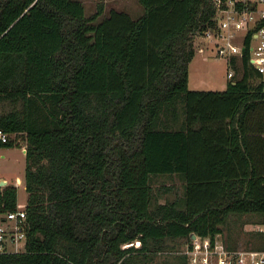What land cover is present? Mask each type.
I'll use <instances>...</instances> for the list:
<instances>
[{
  "label": "trees",
  "instance_id": "16d2710c",
  "mask_svg": "<svg viewBox=\"0 0 264 264\" xmlns=\"http://www.w3.org/2000/svg\"><path fill=\"white\" fill-rule=\"evenodd\" d=\"M139 1L137 17L111 7L99 19L103 0L89 14L83 0H0V101L12 103L0 127L26 138L28 190L26 249L0 264H153L169 238L264 212L260 73L244 53L226 87H190L214 1ZM159 173L178 174L183 193L159 199ZM17 199L15 182L0 184V208Z\"/></svg>",
  "mask_w": 264,
  "mask_h": 264
},
{
  "label": "built area",
  "instance_id": "2783aa9c",
  "mask_svg": "<svg viewBox=\"0 0 264 264\" xmlns=\"http://www.w3.org/2000/svg\"><path fill=\"white\" fill-rule=\"evenodd\" d=\"M213 1L216 5L214 22L196 35L204 34L216 45L218 54L228 57L231 63L228 75L231 78L240 70L242 55L247 53L249 61L264 81V0ZM234 55L237 57L236 64L232 60ZM14 135L16 136L15 131L8 132L0 127V140L6 141ZM23 147L26 151L25 144ZM27 238L26 205L0 208V252L26 249ZM136 243H140V240L137 239ZM182 251L188 254L192 264H264V248L230 247L219 233L214 237L210 234L191 233V238Z\"/></svg>",
  "mask_w": 264,
  "mask_h": 264
},
{
  "label": "rangeland",
  "instance_id": "374dc122",
  "mask_svg": "<svg viewBox=\"0 0 264 264\" xmlns=\"http://www.w3.org/2000/svg\"><path fill=\"white\" fill-rule=\"evenodd\" d=\"M100 0H83L85 5V13L89 14L96 10ZM104 9L100 14L99 19L110 12L111 7L125 9L133 16L137 17L144 12V6L139 0H103ZM196 51L189 63V86L194 88H223L226 87L228 80L231 77L228 75V70L231 63L228 57L224 54H218L214 43H211L208 38L200 33L195 38ZM240 61V57H239ZM241 69L235 74H241ZM12 106L9 100L0 101V111L7 110ZM20 137V138H19ZM19 143L15 144H0L1 150H4L5 155L0 154V171H5L12 182L18 186V199L19 205H26L28 198V190L25 184V169H26V153L23 149L26 145V138L23 134L17 136ZM154 190L158 192L159 199L165 200L166 198L175 197L179 194L182 186L181 179L177 174L159 173L152 179ZM163 184H173L174 188L167 190L161 189ZM187 238L179 236L176 238H169V242L175 248L159 251L154 258L157 263L165 258L170 261L177 260V252H180L186 246ZM137 239H135V243ZM162 264V263H161Z\"/></svg>",
  "mask_w": 264,
  "mask_h": 264
},
{
  "label": "crops",
  "instance_id": "0c3cea01",
  "mask_svg": "<svg viewBox=\"0 0 264 264\" xmlns=\"http://www.w3.org/2000/svg\"><path fill=\"white\" fill-rule=\"evenodd\" d=\"M5 153L4 150H1L0 154L5 155ZM0 176L7 178L8 182L11 181L5 171H0ZM172 188H174L173 185L168 190ZM182 193L183 190L181 189L179 194ZM221 226L222 229L218 233L230 247L251 246L264 248V212L254 210L231 211L221 222ZM176 261H170L165 258L161 263L176 264ZM151 262L153 264H161L157 263L158 261L155 258Z\"/></svg>",
  "mask_w": 264,
  "mask_h": 264
},
{
  "label": "water",
  "instance_id": "95a60500",
  "mask_svg": "<svg viewBox=\"0 0 264 264\" xmlns=\"http://www.w3.org/2000/svg\"><path fill=\"white\" fill-rule=\"evenodd\" d=\"M243 50L245 51V47ZM7 182H8L7 178L0 176V184H5ZM191 233H192V235H195L196 232L193 230Z\"/></svg>",
  "mask_w": 264,
  "mask_h": 264
}]
</instances>
